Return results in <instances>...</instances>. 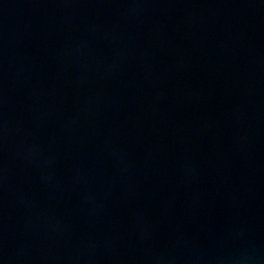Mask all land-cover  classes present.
I'll use <instances>...</instances> for the list:
<instances>
[{
  "label": "water",
  "instance_id": "obj_1",
  "mask_svg": "<svg viewBox=\"0 0 264 264\" xmlns=\"http://www.w3.org/2000/svg\"><path fill=\"white\" fill-rule=\"evenodd\" d=\"M0 264H264V0H0Z\"/></svg>",
  "mask_w": 264,
  "mask_h": 264
}]
</instances>
